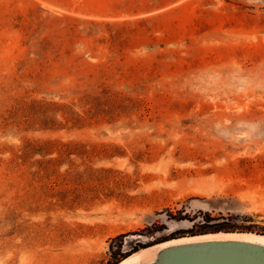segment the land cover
Returning a JSON list of instances; mask_svg holds the SVG:
<instances>
[{
	"label": "rangeland",
	"instance_id": "rangeland-1",
	"mask_svg": "<svg viewBox=\"0 0 264 264\" xmlns=\"http://www.w3.org/2000/svg\"><path fill=\"white\" fill-rule=\"evenodd\" d=\"M228 232L264 235V0H0V264Z\"/></svg>",
	"mask_w": 264,
	"mask_h": 264
},
{
	"label": "water",
	"instance_id": "water-1",
	"mask_svg": "<svg viewBox=\"0 0 264 264\" xmlns=\"http://www.w3.org/2000/svg\"><path fill=\"white\" fill-rule=\"evenodd\" d=\"M136 264H264V242L228 237L173 242Z\"/></svg>",
	"mask_w": 264,
	"mask_h": 264
},
{
	"label": "bare ground",
	"instance_id": "bare-ground-1",
	"mask_svg": "<svg viewBox=\"0 0 264 264\" xmlns=\"http://www.w3.org/2000/svg\"><path fill=\"white\" fill-rule=\"evenodd\" d=\"M244 238L250 240H257L264 242V235L257 233H245V232H228V233H208L203 235H194L189 237H180L176 239H171L149 247H145L141 250L135 251L132 254L124 257L116 264H136L139 262H148L153 258L155 249L160 246L180 241L195 240V239H205V238Z\"/></svg>",
	"mask_w": 264,
	"mask_h": 264
},
{
	"label": "trees",
	"instance_id": "trees-1",
	"mask_svg": "<svg viewBox=\"0 0 264 264\" xmlns=\"http://www.w3.org/2000/svg\"><path fill=\"white\" fill-rule=\"evenodd\" d=\"M97 97L100 98L98 95H96L95 97H92V98H97ZM107 99H108V98H107ZM99 100H101V99H99ZM149 245H150V244L142 245V247H148ZM137 250H138V248H135L134 250H131L130 252L125 253L121 259H123L124 257H126V256H128V255H130V254H132L133 252H135V251H137ZM121 259L117 260V261L114 262L113 264L118 263Z\"/></svg>",
	"mask_w": 264,
	"mask_h": 264
}]
</instances>
